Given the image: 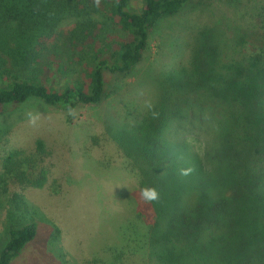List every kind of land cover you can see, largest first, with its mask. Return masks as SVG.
<instances>
[{
  "label": "trees",
  "instance_id": "1",
  "mask_svg": "<svg viewBox=\"0 0 264 264\" xmlns=\"http://www.w3.org/2000/svg\"><path fill=\"white\" fill-rule=\"evenodd\" d=\"M190 1L142 0L137 12L131 0H111L107 13L96 18L99 11L89 0H0V116L29 100L63 108L99 104L107 97L104 74L132 73L149 33ZM259 19L264 35V8ZM66 23L70 27L64 31ZM116 30L125 38L116 37ZM210 50L205 67L195 57L198 62H192L189 73L169 78L178 83L174 87L181 96L176 90L174 103L155 110L158 118L150 116L135 138L134 153L126 155L132 159L127 170L136 182V200L154 207L155 222L137 215L160 248L156 257L161 264H264V46L225 65ZM54 72L69 80L56 88L50 79ZM193 94L200 97L187 110L188 118H202L203 105L211 111L221 108L208 153L215 167L204 179L196 160L191 174L179 175L178 169L187 167L178 165L163 141L169 122L182 113L178 100L187 102ZM48 156L41 139L32 149L7 151L0 190L44 188ZM145 186L157 188L158 201L141 198ZM35 237L34 224L11 228L0 264H11ZM111 250L124 255L116 247ZM197 254L203 256L195 258Z\"/></svg>",
  "mask_w": 264,
  "mask_h": 264
},
{
  "label": "rangeland",
  "instance_id": "2",
  "mask_svg": "<svg viewBox=\"0 0 264 264\" xmlns=\"http://www.w3.org/2000/svg\"><path fill=\"white\" fill-rule=\"evenodd\" d=\"M89 1L99 18L111 0H100L98 7ZM142 4L131 0L137 12ZM262 8L264 0H191L149 33L147 49L132 73L104 74L107 97L99 104H77L72 115L69 108L29 100L0 116V169L7 151L32 149L37 139L49 152L50 175L44 188L0 190V250L11 228L36 226L34 241L11 264H161L156 257L160 248L152 243L147 222L137 215L145 214L153 225L154 207L138 203L136 182L127 170L132 159L126 155L134 153L135 138L151 116L144 102L150 99L154 111L174 103L179 88L169 78L189 73L197 57L205 67L211 48L212 57L224 65L257 52L264 46ZM69 27L66 23L61 29ZM115 36L125 38L118 30ZM50 79L56 88L69 80L56 72ZM197 97L178 100L182 113L169 122L163 141L179 166L193 169L196 160L204 179L215 167L208 153L216 141L221 108L211 111L210 105H203L202 118H188ZM29 111L43 114L38 127L27 124ZM112 247L124 255H113Z\"/></svg>",
  "mask_w": 264,
  "mask_h": 264
},
{
  "label": "clouds",
  "instance_id": "3",
  "mask_svg": "<svg viewBox=\"0 0 264 264\" xmlns=\"http://www.w3.org/2000/svg\"><path fill=\"white\" fill-rule=\"evenodd\" d=\"M99 3H100V0H94L95 6L98 7ZM144 106L146 109L149 110L153 118H158L159 113L154 111V104L152 103L150 99L145 100ZM68 111L72 115L75 114V109L71 107L68 109ZM42 116L43 114L38 111L37 112L29 111L26 113V122L30 127H34V128L38 127ZM192 171L193 169L190 167L178 169L179 175L181 176H188L189 174H191ZM140 196L146 203H152V202H156L159 200L160 193L157 190V188L154 186H145L140 189Z\"/></svg>",
  "mask_w": 264,
  "mask_h": 264
}]
</instances>
